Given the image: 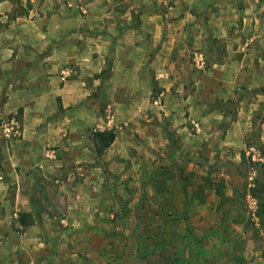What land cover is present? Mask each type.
I'll list each match as a JSON object with an SVG mask.
<instances>
[{"label":"rangeland","instance_id":"rangeland-1","mask_svg":"<svg viewBox=\"0 0 264 264\" xmlns=\"http://www.w3.org/2000/svg\"><path fill=\"white\" fill-rule=\"evenodd\" d=\"M194 1L189 15L184 0H154L153 33L91 43L104 60L84 78L89 106L62 132L56 111L55 132L25 140L28 169L13 171L10 154L19 109L0 116V264H264L248 192L255 177L264 189V0H251L257 24L242 20L255 16L247 0ZM105 130L114 141L97 154L92 134Z\"/></svg>","mask_w":264,"mask_h":264},{"label":"crops","instance_id":"crops-1","mask_svg":"<svg viewBox=\"0 0 264 264\" xmlns=\"http://www.w3.org/2000/svg\"><path fill=\"white\" fill-rule=\"evenodd\" d=\"M184 2L187 13L192 15L190 10L195 1ZM246 6L253 13L251 0H247ZM158 7L154 0H0V116L19 109L22 127V139H16L13 142L16 149L10 150L16 162L13 171L30 167L26 159L19 158L32 155L25 140L56 131L51 130L54 124L49 117L59 111L57 104L62 109L55 119L61 132L66 125L79 123L91 100V90L84 78L98 74L101 68L96 67L104 60L100 53L96 58L92 56L90 50L97 51H93L91 43L97 40L110 44L113 36L119 32L127 35L128 31L134 32L139 40L144 38L159 26ZM254 15L242 20L257 24L260 19L257 11ZM259 34L254 37L255 42H261ZM131 47L124 45L123 52H129ZM121 73L127 76L128 69H121ZM124 88L126 92L131 89L127 85ZM123 99L125 103L129 100L127 96ZM34 223L26 227L17 225L48 256L52 248L44 246L38 238L43 234L41 228L38 227L39 233H30ZM34 249V246L28 249L33 258ZM31 263L49 264V260L45 257Z\"/></svg>","mask_w":264,"mask_h":264},{"label":"trees","instance_id":"trees-1","mask_svg":"<svg viewBox=\"0 0 264 264\" xmlns=\"http://www.w3.org/2000/svg\"><path fill=\"white\" fill-rule=\"evenodd\" d=\"M57 109L59 111H62L61 107L59 104H57ZM93 140L97 142V145L95 147V153L100 154L108 148L111 143L114 140V133L112 131H96L92 134ZM239 159L241 163H244V155L243 153H239ZM263 170L264 174V163H257L255 165ZM255 173H257L256 168L252 169ZM258 178V177H257ZM256 177L252 179V186L248 189L249 194L255 198L257 202V209L255 211V217L259 220L262 221L264 220V189H262L259 185V181ZM259 185V186H258ZM218 194V193H217ZM262 194V195H261ZM220 196V195H219ZM17 223L22 226L26 227L29 226L33 223L32 216L29 213H19L17 219ZM264 228V227H263Z\"/></svg>","mask_w":264,"mask_h":264},{"label":"built area","instance_id":"built-area-1","mask_svg":"<svg viewBox=\"0 0 264 264\" xmlns=\"http://www.w3.org/2000/svg\"><path fill=\"white\" fill-rule=\"evenodd\" d=\"M11 123H12V121H10L9 124H11ZM5 125H7V124H5ZM5 125H2V127H4V128H3L4 136H5L6 138H9V137H10V135H9V129L6 128ZM10 129H12V127H10ZM14 135H15V134H14Z\"/></svg>","mask_w":264,"mask_h":264}]
</instances>
